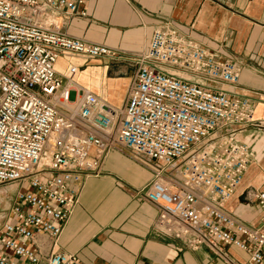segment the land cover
Wrapping results in <instances>:
<instances>
[{
    "label": "built area",
    "instance_id": "1",
    "mask_svg": "<svg viewBox=\"0 0 264 264\" xmlns=\"http://www.w3.org/2000/svg\"><path fill=\"white\" fill-rule=\"evenodd\" d=\"M85 2L0 0V186L15 190L0 207V264H84L57 242L85 180L99 176L112 150L151 171L142 191L158 207L156 233L220 257L235 246L264 264V192L254 195L259 227L223 209L252 161L234 131L218 134L255 125L253 102L220 89L238 84L242 63L218 59L166 23L145 52L128 57L135 70L122 106H109L75 83V69L65 84L55 68L61 55L114 56L61 32L87 16Z\"/></svg>",
    "mask_w": 264,
    "mask_h": 264
},
{
    "label": "crops",
    "instance_id": "2",
    "mask_svg": "<svg viewBox=\"0 0 264 264\" xmlns=\"http://www.w3.org/2000/svg\"><path fill=\"white\" fill-rule=\"evenodd\" d=\"M85 6L87 16L69 20L61 32L110 48L114 56L91 60L61 55L55 68L65 84L68 72L75 69V83L109 106H122L135 70L128 57L145 52L153 30L166 23L218 59L242 63L238 84L220 89L253 102L255 125H229L218 134L234 131L235 139L249 147L252 161L223 209L259 227L263 215L254 195L264 192V0H86ZM152 179L146 166L112 150L99 176L85 180L57 250L76 254L84 264H252L250 254L235 246L223 247L220 257L208 246L191 249L156 233L158 207L142 191ZM5 190L9 195L13 189ZM8 205L5 201L3 208ZM38 240L44 242L43 252H49L50 240Z\"/></svg>",
    "mask_w": 264,
    "mask_h": 264
},
{
    "label": "rangeland",
    "instance_id": "3",
    "mask_svg": "<svg viewBox=\"0 0 264 264\" xmlns=\"http://www.w3.org/2000/svg\"><path fill=\"white\" fill-rule=\"evenodd\" d=\"M72 57H78V56H76V55H71ZM91 60H95V59H91ZM97 60V59H96ZM11 187L10 186H6V185H2V186H0V190H4V191H6L5 189H10ZM14 192H15V190H12V191H8V193H9V195H11L12 197H13V194H14ZM12 197H11V199H12ZM2 199H8V198H6V197H0V207L2 208L3 206H4V204H5V200H2ZM10 199V198H9ZM4 209V208H3ZM3 213H6L5 211L3 212ZM3 215V214H2ZM0 222H3V219H1L0 220ZM13 223V222H12Z\"/></svg>",
    "mask_w": 264,
    "mask_h": 264
},
{
    "label": "bare ground",
    "instance_id": "4",
    "mask_svg": "<svg viewBox=\"0 0 264 264\" xmlns=\"http://www.w3.org/2000/svg\"><path fill=\"white\" fill-rule=\"evenodd\" d=\"M240 186V185H239ZM239 186H238V188H239ZM12 188H10L9 190H11ZM6 197L7 196V193H6V191H4V190H0V197Z\"/></svg>",
    "mask_w": 264,
    "mask_h": 264
}]
</instances>
